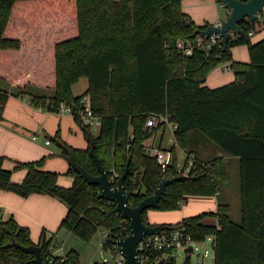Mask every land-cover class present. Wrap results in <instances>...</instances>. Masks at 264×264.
<instances>
[{
    "label": "trees",
    "instance_id": "16d2710c",
    "mask_svg": "<svg viewBox=\"0 0 264 264\" xmlns=\"http://www.w3.org/2000/svg\"><path fill=\"white\" fill-rule=\"evenodd\" d=\"M181 1L0 0V81L13 90L0 89V120L10 96L28 98L48 112H55L61 102L71 106L88 145L84 150L69 147L57 133L53 138L61 154L93 176L98 171L89 154L91 144L107 172L113 168L120 176L128 163V176H135V183L125 182V190L135 207L162 178L155 157L144 150V142L156 131L146 128V122L152 115L167 117L176 125L173 140L186 153L181 174L190 158L194 165L188 175L165 188L153 208L159 211H177L187 197L215 196L226 181L222 156L202 160L190 149L189 133L203 134L223 155L238 158L240 220H231L227 204H217L214 213L165 226L184 227L196 242L214 237L212 264H264V38L253 43L249 36L260 32L261 25L259 20L241 21L243 33L229 35V50L246 46L248 63L232 61L230 51L218 47L207 55L194 50L183 56L177 42L193 40L208 25L197 26L183 12ZM225 62H230L235 79L206 86L209 72ZM81 78H86L87 89L74 96L72 86ZM34 88L53 94L38 96ZM86 94L93 114L101 119L96 135L79 116V100ZM158 148L171 154L163 176H178L175 147ZM3 160L0 156V190L23 198L46 194L61 201L68 212L59 229L87 240L99 227L114 230L120 224L114 206L100 198L99 186L88 184L72 168L67 175L73 183L65 188L57 184V173L40 169L44 157L18 163L14 170L24 169L26 175L15 183L13 170L3 168ZM146 212L142 217L147 222ZM207 216L215 217L218 226L203 224ZM13 240L34 245L27 228H19L12 217L3 222L0 215V263L31 264L33 256L13 247ZM37 245L50 263V240L42 237ZM65 256L61 264H78L75 251ZM58 261L53 259V264ZM183 264H190L189 259Z\"/></svg>",
    "mask_w": 264,
    "mask_h": 264
},
{
    "label": "crops",
    "instance_id": "0c3cea01",
    "mask_svg": "<svg viewBox=\"0 0 264 264\" xmlns=\"http://www.w3.org/2000/svg\"><path fill=\"white\" fill-rule=\"evenodd\" d=\"M181 7L183 12L187 14L197 26H204L205 24L208 26L217 25L225 20L229 14L227 9L223 11L222 8L224 7L219 0H182ZM258 20L261 25V30L250 36L253 43L264 38V14ZM229 51L232 61L242 64L249 62V54L246 46H236L230 48ZM229 63L230 62L222 63L211 70L206 77L205 85L210 88H215L232 82L235 79V76L233 71L228 68ZM5 90L13 91L11 87L6 88ZM54 114H57L60 117L55 116ZM64 116L66 115H60L56 112H48L44 108L35 107L30 103L28 98L9 97L3 110V118L0 120V156L4 158L2 167L8 170H13V182H21L26 175V170L24 169L14 170V167L18 163L34 162L44 157L43 146L37 143L38 141H42V137V143L45 145H47L45 143L46 139L53 134L56 135L59 133L60 139L63 140ZM165 130L166 128H161L157 134L161 132L162 138ZM30 133L33 134L31 137ZM34 135H38L35 140L33 139ZM156 138L157 136L154 137L153 143L149 144L148 142L151 140L149 139L145 141L144 144L156 147ZM194 138L199 139V136L195 135ZM158 147H162L161 139L157 148ZM86 148L87 147L81 149ZM215 156H222L225 161H229L230 158H232L223 155L218 149L212 157ZM69 168V164L68 166L62 165L60 170L62 173L61 175L58 174L57 184L61 187L68 188L73 183L72 176H70L69 179L66 177L68 176L67 172ZM41 170L57 173L55 170H51L47 164L45 168H42ZM225 200L226 199L223 197L220 189L217 196L187 197L182 207L183 214L179 217V220H176L175 222L178 223L184 218L193 217L203 213H214L217 209V204H227V201ZM0 211L1 220L3 222H6L12 217L19 228H27L30 233V240L33 244H37L42 237H45L46 241L50 240L49 251L51 254H66V251H64L65 241H61L60 234L65 232V234L68 235L67 237L64 235V238H68L71 232L68 230L62 231L63 228L59 229L62 219L68 212L67 207L61 201L46 194H33L27 198H23L13 192L0 190ZM162 212L164 214H160V219H157L156 221L150 222L146 218L149 224L167 225L173 221L168 220L171 218V215L168 213H174L173 211ZM201 222L206 225L215 226L217 224V219L215 217L207 216L203 218ZM53 248L56 250L54 251Z\"/></svg>",
    "mask_w": 264,
    "mask_h": 264
},
{
    "label": "built area",
    "instance_id": "2783aa9c",
    "mask_svg": "<svg viewBox=\"0 0 264 264\" xmlns=\"http://www.w3.org/2000/svg\"><path fill=\"white\" fill-rule=\"evenodd\" d=\"M263 14L264 6L263 11L258 14V19L263 16ZM253 34H255V32L251 31L249 33V36H252ZM214 47L223 48L222 38L219 35H212L206 39L198 34L193 40L181 39L177 42V49L181 51L183 56L192 55L194 50L204 51V53L207 55ZM55 112L59 114H69L73 117L72 107L66 105L63 102L58 105ZM79 116L82 120L83 125L89 127V129L93 133H97L99 131L101 126V119L93 114L91 99L90 96L87 94L83 95L79 100ZM162 124H164L165 126H159ZM167 127L172 130L173 134L176 125L169 122L167 117H163L160 115H152L146 122V128H148L150 131L152 129H156L154 136H156V134L161 128L164 129ZM37 136L38 135H34L33 139H37ZM45 143L47 145L50 144V140L46 139ZM144 150L145 153H147L148 155L155 157L157 164L160 167V174L162 176L160 181L163 178L168 177L163 175L167 171V168L171 163L170 152L161 150L157 147L150 145H145ZM193 165V159L190 158L188 166L183 171V174H181V168L178 169V176L188 175ZM107 175L111 187H116L119 175L115 172L113 168L110 169L109 172H107ZM126 182L134 184L135 176H128ZM157 185L150 188V191L152 193L156 189ZM125 193L127 195L126 190ZM133 193L134 195L139 193V188L135 189ZM107 203L109 205H113L115 209V203L109 201H107ZM128 205L132 206L129 199ZM115 215L120 216L117 212H115ZM216 226H218V221ZM100 235L101 236L98 242V251L102 253L103 258L101 262L97 264H125V257L123 256L122 252H120L119 246L116 244V242L130 235L129 222L121 218L120 224L114 230L103 229ZM212 240H214V237L209 236L202 242H208L211 245ZM196 243L199 242L193 241L190 235L185 232L184 227L165 228L159 233L146 235L144 238H142V240L137 243V260L143 263L149 262L151 264H176L179 252L182 251L184 253L185 260L189 259L190 254L196 250L193 247V245H196ZM51 255L53 258L50 259V263L48 264H53V259L55 258H59V261L57 262L59 264L64 263L66 261V254ZM207 255L208 250H205L203 258H206Z\"/></svg>",
    "mask_w": 264,
    "mask_h": 264
},
{
    "label": "rangeland",
    "instance_id": "374dc122",
    "mask_svg": "<svg viewBox=\"0 0 264 264\" xmlns=\"http://www.w3.org/2000/svg\"><path fill=\"white\" fill-rule=\"evenodd\" d=\"M223 11L226 10L225 8H222ZM258 28V25L256 26ZM10 86L7 84H4L0 81V89H6ZM87 89V80L86 78L79 79L78 82H76L72 86V93L74 96H80L83 94ZM8 91V90H7ZM34 94L40 96H46L49 97L53 94L52 90H45L41 88H34L33 89ZM55 116H59L57 114H54ZM61 115V114H60ZM65 122L63 125V134L61 141H64L66 145L69 147L84 150L81 148H85L88 145V141L83 135V132L81 128L74 122L73 117L69 116V114H64ZM53 116V115H52ZM60 117V116H59ZM164 135L161 138V132L157 134L156 138V147L159 144V141L161 139V146L164 149L169 150L172 146L175 147V153L177 155V164L178 168H182L184 166L186 153L184 150H182L173 140L172 136V130L168 127L163 133ZM33 134L30 133V137ZM54 135H51L48 137L50 140V145H45L42 143L43 137L41 138L42 141H38L37 143L43 146L44 150V161L43 165L40 167V169L45 168L46 164L51 168V170H55L57 174L62 173L61 168L62 165L69 164V161L67 158H65L61 154V148L58 145L57 140H54ZM93 135H96V133H93ZM195 135L199 136V139L194 138ZM155 137V136H154ZM154 137L149 140V144L153 143ZM189 146L190 149L194 152L195 155H197L198 158L202 160H207L208 158L215 155V152L217 150V146L209 140L207 137H205L203 134L192 131L189 133ZM225 161V159H224ZM225 165L227 166V179L226 181L220 183L219 189L221 193L223 194V197L226 199L227 204L230 206L229 216L231 220L234 222H239L240 220V201H239V163L238 158H230V160L225 161ZM60 172V173H59ZM67 179L70 178V176H66ZM218 193L215 195L217 196ZM183 205H181L180 209L174 213H168L171 215V218L168 220H173L167 225H174L176 224V220H179V217L183 214ZM160 214H164L162 211L150 209L146 212V218L148 221L153 222L157 219H160ZM147 221V222H148ZM149 223V222H148ZM152 224V223H151ZM62 231H67L63 228ZM103 231V228L99 227L95 230V232L87 239H81L77 237L76 235L70 233L68 238H64L65 232H62L60 235L61 241L64 242V251L66 253L70 250H73L77 253L78 256V264H97L100 263L103 255L98 251V242L100 240V233ZM61 244V243H60ZM62 245V244H61ZM193 247L196 249L193 253L190 254V264H212L213 263V250L211 248L210 243L208 242H199L196 243V245H193ZM55 251L56 249L53 248ZM208 250V255L206 258H203L204 251ZM185 260L184 253L181 251L178 254V258L176 260V264H182Z\"/></svg>",
    "mask_w": 264,
    "mask_h": 264
},
{
    "label": "water",
    "instance_id": "95a60500",
    "mask_svg": "<svg viewBox=\"0 0 264 264\" xmlns=\"http://www.w3.org/2000/svg\"><path fill=\"white\" fill-rule=\"evenodd\" d=\"M221 2L222 6L229 11L226 19L217 25L207 26L205 29L200 30L198 34L206 39L212 35H219L222 38L223 50L228 52L229 35H241L243 33L239 26L241 21L246 20L250 23L258 21V14L263 11L264 0H221ZM89 154L96 165L98 171L97 176L87 173V171L77 164L73 158L69 161L70 168L78 173L88 184L99 186L100 198L115 203V212H117L122 219L129 222L130 235L116 242L120 252H122L125 257V264H151L149 262L143 263L137 260V243L146 235L159 233L161 230L167 228V226L151 225L143 219L142 214L146 210L156 208L158 202L165 194V188L169 184L181 180L183 176L163 178L151 195L143 197L138 205L133 207L128 205V197L125 193V182L129 174V164L127 163L124 171L119 176L116 187H111L107 171L96 157L92 144ZM11 245L33 256L31 264H48L44 258L41 247L37 244L25 247L13 240ZM211 247L212 249L214 248V240L211 242Z\"/></svg>",
    "mask_w": 264,
    "mask_h": 264
}]
</instances>
